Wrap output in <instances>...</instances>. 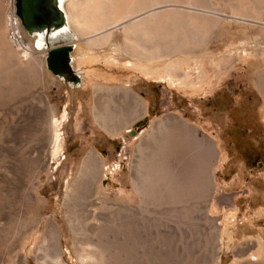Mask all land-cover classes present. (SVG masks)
I'll list each match as a JSON object with an SVG mask.
<instances>
[{
	"label": "rangeland",
	"instance_id": "1",
	"mask_svg": "<svg viewBox=\"0 0 264 264\" xmlns=\"http://www.w3.org/2000/svg\"><path fill=\"white\" fill-rule=\"evenodd\" d=\"M10 12L8 0H0V34L7 42ZM12 14L33 52L27 65L21 50L8 42L20 66L0 46V264H38L36 252L51 222L65 261L78 264V236L68 229L64 212L65 189L77 180L83 160L93 151L100 163L88 197L93 213L85 225L102 226L97 213L140 206L131 178L135 150L154 123L168 115L210 137L217 150L205 206L208 241L205 251L193 241L178 243L174 223L188 230L196 226L194 199L152 201L147 204L150 214H142L138 225L139 264H264V97L254 84L263 65L256 53H248L249 41L240 38V26L222 22L207 47L190 60L176 55L170 70L143 73L120 57L118 33L103 49L88 47L75 36L40 47L36 31H26L13 8ZM57 45L70 47L69 65L78 81L47 69V51ZM226 56L235 58L228 67L214 66L215 59ZM98 86L129 90L140 98L145 113L114 133L102 129L94 117ZM50 116L59 122L61 141L53 156V141L44 128ZM28 195L37 219L15 232L20 204ZM175 196H180L178 190ZM211 226L216 227V239Z\"/></svg>",
	"mask_w": 264,
	"mask_h": 264
},
{
	"label": "bare ground",
	"instance_id": "2",
	"mask_svg": "<svg viewBox=\"0 0 264 264\" xmlns=\"http://www.w3.org/2000/svg\"><path fill=\"white\" fill-rule=\"evenodd\" d=\"M57 2L64 23L46 33L34 32L36 44L42 47L54 41L68 42L75 36L88 47L103 49L118 33L117 36L121 39L118 47L120 57L143 73L170 70L176 55L190 60L196 52L207 47L212 34L222 22L227 23L230 28L234 24L238 25L242 33L241 37L236 33L237 38L243 37L245 41H249L248 53H256L262 62L263 68L257 72L254 84L264 97V0ZM8 6L12 18L13 0H8ZM4 36L2 31L0 46L4 56L9 60L14 59L21 66L22 61L13 56L17 53L13 52L10 42ZM19 50L25 64L30 65L33 52L31 44L27 43L26 47ZM233 59L235 58L232 56L217 58L214 66L226 68ZM144 113V104L129 90L101 86L94 88V117L102 129L114 133ZM47 122L44 128L49 141H53V156L61 149L60 136L57 135L59 122L53 116ZM216 156L217 150L210 137L200 134L179 117L168 115L159 119L140 141L132 161V186L139 196L140 206H118L107 213L99 211L97 214L103 224L98 227L94 224L85 225V220L93 213L88 208L91 203L88 197L100 163L96 154L91 151L83 160L77 180L65 189L63 202L67 227L78 236V264H139L141 239L138 225L142 214H150L147 204L162 200L170 203L176 198L181 201L194 199V211L197 213L196 226L192 230L184 228L180 223H174L178 243L181 245L184 241H193L200 246V250L203 247L205 251L208 239L204 225L209 223L205 206L213 188L211 169ZM162 187H165L163 192L160 191ZM176 190L180 192V196H175ZM36 211L35 203L28 195L20 204L21 214L14 224L15 232L32 225L37 219ZM147 226L146 238L150 235L148 232L151 227ZM165 230L167 235L164 233L163 237L166 236L167 240L170 232L167 225ZM210 232L212 239H216L215 226H211ZM44 238L43 245L36 252L38 264H69L63 257L60 235L53 222L47 225ZM213 249L212 247L211 258Z\"/></svg>",
	"mask_w": 264,
	"mask_h": 264
},
{
	"label": "water",
	"instance_id": "3",
	"mask_svg": "<svg viewBox=\"0 0 264 264\" xmlns=\"http://www.w3.org/2000/svg\"><path fill=\"white\" fill-rule=\"evenodd\" d=\"M58 0H13V12L18 16L21 26L26 31H47L49 26L56 29V23L60 26L62 19ZM69 46L57 45L47 51L45 58L46 67L56 73V64L63 62L71 70L68 64ZM73 81H78V76L72 73Z\"/></svg>",
	"mask_w": 264,
	"mask_h": 264
},
{
	"label": "built area",
	"instance_id": "4",
	"mask_svg": "<svg viewBox=\"0 0 264 264\" xmlns=\"http://www.w3.org/2000/svg\"><path fill=\"white\" fill-rule=\"evenodd\" d=\"M6 37L13 46L19 49H23L27 45L19 29L18 21L14 16L12 18H8Z\"/></svg>",
	"mask_w": 264,
	"mask_h": 264
},
{
	"label": "flooded vegetation",
	"instance_id": "5",
	"mask_svg": "<svg viewBox=\"0 0 264 264\" xmlns=\"http://www.w3.org/2000/svg\"><path fill=\"white\" fill-rule=\"evenodd\" d=\"M63 23L60 26L58 25V23H56V29L61 27L63 25ZM50 30H54L53 27H51V25L49 26L47 31H44V33L49 32ZM68 64H69V61H68ZM72 73H73L72 69L69 70L67 65L64 64L63 62L56 64V74H58L59 76H62L63 78L73 79Z\"/></svg>",
	"mask_w": 264,
	"mask_h": 264
}]
</instances>
